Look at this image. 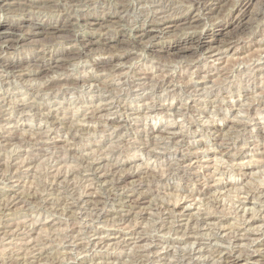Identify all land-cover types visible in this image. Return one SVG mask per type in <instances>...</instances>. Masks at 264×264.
I'll list each match as a JSON object with an SVG mask.
<instances>
[{
  "label": "rangeland",
  "instance_id": "1",
  "mask_svg": "<svg viewBox=\"0 0 264 264\" xmlns=\"http://www.w3.org/2000/svg\"><path fill=\"white\" fill-rule=\"evenodd\" d=\"M18 1L0 6V59L22 66L0 67V264H264V0ZM144 29L108 62L123 43L104 37Z\"/></svg>",
  "mask_w": 264,
  "mask_h": 264
},
{
  "label": "bare ground",
  "instance_id": "2",
  "mask_svg": "<svg viewBox=\"0 0 264 264\" xmlns=\"http://www.w3.org/2000/svg\"><path fill=\"white\" fill-rule=\"evenodd\" d=\"M60 1H62V0H25V1H18L17 3H14V4H16L17 6H18V10L17 11H19L20 12V14H21V12H24V11H26L25 9H23V8H25V7H33V8H36V9H41V10H45L46 11V9L48 10L49 9V11H51V9H54V8H59V6H60ZM63 1H68V2H70V3H74V2H76V3H87V2H89L90 0H63ZM117 2H118V8L119 9H121V10H125L126 11V9H128V5L126 4V2H125V0H117ZM195 2L197 3V5H199L200 7H201V9L202 10H211V8L210 7H207L208 5H207V2H204V0H195ZM209 2V1H208ZM194 3V2H193ZM48 4H51V5H48ZM62 4V3H61ZM192 4V3H191ZM7 5H11V4H9L8 3V0H1L0 1V6L1 7H4V6H7ZM74 5V4H73ZM262 5H264V4H262ZM238 6V5H237ZM192 7H194V5H192ZM239 7V6H238ZM243 7H245V5H242V4H240V14H241V16H243L244 14H245V12H246V10H243ZM217 8V7H216ZM261 8V7H260ZM59 9H61V7L59 8ZM1 10H3L4 11V8L3 9H1ZM56 10V9H55ZM199 10H200V8H199ZM198 10V11H199ZM9 11V10H8ZM57 11V10H56ZM55 11V12H56ZM61 11V10H60ZM63 11V10H62ZM263 11L264 10H262V9H260V11H259V13H263ZM7 12V11H6ZM123 12V11H122ZM17 13V12H16ZM205 13V12H204ZM204 13H202V14H204ZM258 13V14H259ZM23 14V13H22ZM261 14H259V15H261ZM241 16L240 17H238V20H239V22L241 23ZM49 17V16H48ZM118 17V16H117ZM198 17V19H203L202 17H201V15H198L197 16ZM38 18V17H37ZM37 18H35V17H23V18H21L20 19V22H21V24H30L31 26H30V28H31V31H30V33H35V34H54V33H57V32H59V31H62V30H64V29H69L70 27L72 28V27H75L76 25H80L81 23H85V24H87V25H92L96 20H98V17H95V16H93V15H86L84 18H81V19H77V18H71V17H67V19L65 20V22L63 21V23L61 22H59V21H52V19H48L46 22H41L39 19H37ZM53 18V17H52ZM109 18H111V16L110 17H108V18H106V19H103V20H105V21H108L109 20ZM190 18L188 17V18H184V19H181L180 21H178L179 23H181V22H183V25L185 24V23H187L188 22V20H189ZM257 20V19H256ZM43 21V20H42ZM193 21H196V20H194L193 19ZM192 21V22H193ZM198 21V20H197ZM200 21V20H199ZM178 23V24H179ZM188 23H190V22H188ZM199 23V22H198ZM11 25L12 26H15V25H13V24H10L9 26H10V28H12L11 27ZM94 25V24H93ZM156 25H157V23L155 22V23H153L152 24V26H154L153 27V29H151V30H149V31H158V32H161V33H163L164 32V28L163 27H156ZM121 26V25H120ZM190 26V25H189ZM188 26V27H189ZM19 27V26H18ZM2 28V25H0V29ZM20 29V28H19ZM185 30H187V29H190V28H184ZM239 29V28H238ZM247 29V28H246ZM10 30V29H9ZM145 30V29H144ZM11 31V30H10ZM149 31H143V32H136L135 33V35L134 36H132V35H128V34H126L125 32H124V30H121L119 33H118V35H110V34H108L106 37H104V39L103 40H105L106 42H108V44H110L111 42H119V43H123L122 44V46H113V48H114V50H115V48H116V50L115 51H113L112 52V54H113V56L110 58V60L108 61V62H113V61H115V60H119V59H121V58H123L124 56H126V52L127 53H129L128 51V48H127V45H128V43H130V44H137L138 42H139V44H143L144 42V39H146L147 37H149V34H148V32ZM14 32H15V30H14ZM202 32V31H201ZM173 33V32H172ZM12 34H13V32H12ZM27 34V33H26ZM185 35L184 36H182V37H180V38H178V40L176 41V45H178V43H181V42H194V43H196V49L198 48V47H200L201 46V44L203 43V37H202V35H203V33H201V34H198L196 31L195 32H185L184 33ZM13 35H16V36H14L12 39H10L9 41H8V45H7V47L8 48H10V49H16V47H18V45L20 44V42H21V39H22V37H21V34H17V32L15 33V34H13ZM50 36V35H49ZM74 36V35H73ZM166 36V35H165ZM174 36V35H173ZM68 37V36H67ZM67 37H66V39H67ZM70 37V36H69ZM62 40H64V38H65V36L64 37H60ZM86 38H87V36H86ZM89 38V37H88ZM127 38V39H126ZM136 40H135V39ZM25 39V38H24ZM55 39V38H54ZM69 39V38H68ZM134 39V40H133ZM233 39V38H232ZM70 40V39H69ZM174 40V39H173ZM181 40H183V41H181ZM65 41V40H64ZM78 42H80L81 43V47L80 48H78L77 49V51L79 52L78 53V55L79 56H81L82 54H84V55H88V53H87V46L88 47H90V46H92V45H94L96 42L97 43H102V41H94V40H92V38L90 39H84V40H82V39H78L77 40ZM151 41V40H150ZM48 42V41H47ZM87 42V43H86ZM51 43V42H50ZM116 43V44H117ZM127 43V44H126ZM52 44V43H51ZM104 44V43H103ZM129 44V45H130ZM232 44V43H231ZM132 46V45H131ZM149 47V46H148ZM166 46H164V44H162V46L160 47V51L163 49V48H165ZM104 49H106V48H104ZM186 49V48H185ZM190 49V48H189ZM191 49H195L194 48V46H193V48H191ZM94 50V49H93ZM96 50H97V48H96ZM102 50V49H101ZM153 51H155L156 49H155V46H153V49H152ZM1 51V50H0ZM91 51V50H90ZM123 51H125V53L124 54H122L121 52H123ZM64 50H56V51H54L53 52V54H52V56L53 55H59V56H61V55H63L64 53ZM89 52V51H88ZM177 53V52H176ZM72 58V57H71ZM64 61H66V59H62V58H60V59H57V62H64ZM68 61V60H67ZM43 63H42V68L44 69V67L46 66V62L45 61H42ZM16 63H19L20 64V62H16L14 59H5V58H2V59H0V67L1 68H3L6 72L7 71H16V70H20L21 68H22V66H20V65H16ZM95 64V63H94ZM114 65V64H113ZM59 67V66H58ZM35 69V68H34ZM39 69V68H38ZM42 69V70H43ZM22 70V69H21ZM41 69L38 71V72H41L42 71ZM62 79V78H61ZM69 79L70 78H68V77H65L64 79H63V81H69ZM58 81H60V80H58ZM47 82H49L50 84H52V83H54V82H56L54 79H47ZM123 178V177H122ZM121 179H119V181H120ZM118 181V180H117ZM174 206V205H173ZM102 213V212H101ZM211 217V216H210ZM214 217V216H213ZM252 219V218H251ZM249 220V219H248ZM252 221V220H251ZM190 228V227H189ZM226 237V236H225ZM196 238V237H195ZM217 252H218V254H221L222 253V251H220V250H217ZM232 255V252H230V253H227V255H225L224 257H223V259H224V262H226V258H227V256H231ZM242 257V256H241ZM241 257H239L238 259H241ZM263 257V260H264V255L262 256ZM185 258V257H184ZM222 259V258H221ZM246 260H248V258L246 259ZM179 262H182V261H179ZM263 263V262H262Z\"/></svg>",
  "mask_w": 264,
  "mask_h": 264
}]
</instances>
